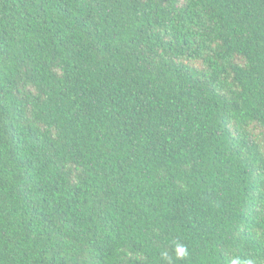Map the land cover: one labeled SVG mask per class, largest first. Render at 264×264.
<instances>
[{"label":"trees","instance_id":"1","mask_svg":"<svg viewBox=\"0 0 264 264\" xmlns=\"http://www.w3.org/2000/svg\"><path fill=\"white\" fill-rule=\"evenodd\" d=\"M234 257L264 264V0H0V264Z\"/></svg>","mask_w":264,"mask_h":264},{"label":"clouds","instance_id":"2","mask_svg":"<svg viewBox=\"0 0 264 264\" xmlns=\"http://www.w3.org/2000/svg\"><path fill=\"white\" fill-rule=\"evenodd\" d=\"M174 252H175V257L177 260H182L188 256V250H187L186 246H184L183 244L177 243L175 248H174ZM162 256L164 258H167V253L166 252L162 253ZM231 264H252V262L250 260L249 261H243L239 257H234L231 260Z\"/></svg>","mask_w":264,"mask_h":264}]
</instances>
